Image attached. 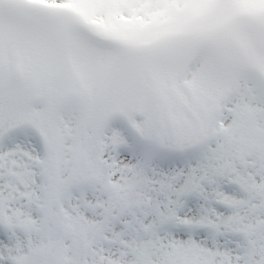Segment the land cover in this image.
<instances>
[{
    "label": "snow or ice",
    "instance_id": "snow-or-ice-1",
    "mask_svg": "<svg viewBox=\"0 0 264 264\" xmlns=\"http://www.w3.org/2000/svg\"><path fill=\"white\" fill-rule=\"evenodd\" d=\"M0 264H264V0H0Z\"/></svg>",
    "mask_w": 264,
    "mask_h": 264
}]
</instances>
